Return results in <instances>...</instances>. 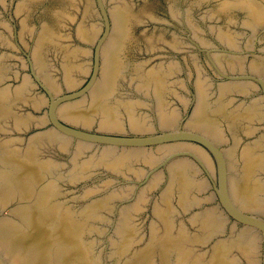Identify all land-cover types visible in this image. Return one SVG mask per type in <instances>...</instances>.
Listing matches in <instances>:
<instances>
[{
  "label": "water",
  "instance_id": "95a60500",
  "mask_svg": "<svg viewBox=\"0 0 264 264\" xmlns=\"http://www.w3.org/2000/svg\"><path fill=\"white\" fill-rule=\"evenodd\" d=\"M264 195V0H0V212Z\"/></svg>",
  "mask_w": 264,
  "mask_h": 264
}]
</instances>
